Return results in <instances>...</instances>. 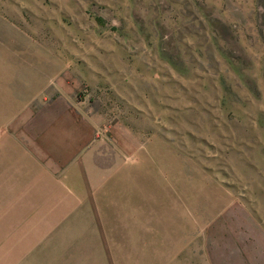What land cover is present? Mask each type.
<instances>
[{
	"label": "rangeland",
	"instance_id": "obj_1",
	"mask_svg": "<svg viewBox=\"0 0 264 264\" xmlns=\"http://www.w3.org/2000/svg\"><path fill=\"white\" fill-rule=\"evenodd\" d=\"M10 53L46 84L0 107V133L65 97L85 142L50 170L66 219L4 264H264V0H0Z\"/></svg>",
	"mask_w": 264,
	"mask_h": 264
},
{
	"label": "crops",
	"instance_id": "obj_2",
	"mask_svg": "<svg viewBox=\"0 0 264 264\" xmlns=\"http://www.w3.org/2000/svg\"><path fill=\"white\" fill-rule=\"evenodd\" d=\"M0 56L16 62L19 54L10 53ZM28 56L30 58V54ZM39 67L37 70L34 60L29 61L22 68L16 62L14 71L24 69L26 81L22 82L18 78V86H13L17 95L13 93L10 99H7L5 91L2 90V86L6 83V73L5 70L0 69V107L9 106V102L19 101L21 90H35L37 81L39 84L42 82L45 88V69L41 70V63ZM38 74L40 78L43 76L42 80L37 79ZM50 82L49 78L48 83ZM22 86H26L27 89ZM67 105L65 97L54 101L47 98L36 112L34 111L21 123L18 134L5 131L0 133V255L5 251H12L15 260L18 261L21 252L25 253L31 246H35L38 241L37 236L42 237L52 230L53 225L62 221L64 214H66L64 219L67 217V207L61 206V199L54 201V203L59 202V210L55 209L52 215V186L55 183L59 187V184L52 179L50 170L53 164L56 166L61 160L68 158V139L73 143L70 147V155H74L73 153L85 142L81 135L75 134L77 123L75 125L73 123L72 126V129H75L74 133L71 127L68 128L65 122L61 121L63 113L61 108H66ZM37 207L41 208L37 211ZM146 213L147 211H141L137 217L131 218L134 221L131 223L132 228L139 227L136 229L138 230L136 234L140 237L144 236L142 234L144 228H140L138 221L144 226L151 223ZM9 261H14V258L10 257L6 260ZM0 264H4L1 256Z\"/></svg>",
	"mask_w": 264,
	"mask_h": 264
}]
</instances>
